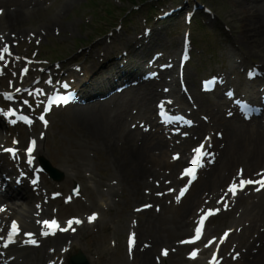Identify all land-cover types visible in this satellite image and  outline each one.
I'll return each instance as SVG.
<instances>
[{
    "label": "bare ground",
    "instance_id": "6f19581e",
    "mask_svg": "<svg viewBox=\"0 0 264 264\" xmlns=\"http://www.w3.org/2000/svg\"><path fill=\"white\" fill-rule=\"evenodd\" d=\"M44 2L45 0H0V37H3L0 39V49L7 45L11 50V46L17 40L36 42L38 40L33 39L38 38L44 28L49 30L52 27L49 22L59 17L55 12L47 18H41L42 24L39 25L38 22L34 28L26 30L23 28L18 33H11L8 30L9 25L21 27L30 16L40 15ZM74 2L75 0H61L59 9L67 10ZM230 3L248 17L251 23L248 24L249 29L253 28L252 31L260 32L259 28H261V32L264 33V0H230ZM183 8L187 10L188 5L182 4L180 10ZM249 29H245L243 33L245 36ZM153 33L154 29L150 25L136 35L127 36L118 33L114 38H104L101 40L104 42L101 50L89 58L91 66L87 65L84 69H67L62 74L67 82L75 83L76 87L73 89L77 94L84 93L74 97V105L67 104L65 109L66 116L75 121L77 131L85 129L91 134L89 135L91 138L88 139L92 142L89 146L81 147V157H86L87 153L95 148L118 156L114 155L113 162L116 168L113 175L106 180V189L101 194L100 205L107 204L108 199L112 200L115 190L127 186L133 192L135 204L129 212H126L129 216H126V223L125 220L122 222V227L123 232L129 233L127 234L129 238L134 236L131 250L128 243L124 251L135 259V264H162L163 261L167 264H185L189 258L201 264H210L213 260L222 264H264V187L259 183H251L246 184L243 189L238 187L235 195L228 192L229 185L237 182L239 178L255 181L263 168L264 98L258 92L253 94L256 84L253 81H251L252 85L249 84V80L254 79L251 78L250 70L237 58L233 60V67L237 66L238 73L245 74L243 82L238 81V86L235 87L227 82L226 88L215 94L212 99L197 94L194 85L187 82L188 73L183 69L179 72L178 61L181 50L178 52V59L175 51L177 45L170 48L168 57L156 53L158 47L154 43ZM241 39L243 40V37ZM242 40L236 41L240 44L239 47L242 46ZM90 52H87L88 55ZM13 54L12 51L11 56ZM105 58H107L105 65L100 66ZM124 63L129 65L122 68ZM163 63L165 64L162 68ZM233 67L231 66V69H234ZM32 70L33 68L30 71ZM261 70V68L253 70V77ZM49 71L55 73L57 69L51 68ZM121 71L122 74H119ZM27 80L28 75H24L20 84L25 85ZM125 84L130 90L121 93L120 87ZM115 88L117 94H113L112 89ZM17 94L31 96L26 90ZM224 94L229 97H225ZM34 97L35 101L39 100L38 96ZM97 97H100L98 102L84 105L85 101L91 98L97 100ZM239 97L247 98L250 104L259 103L256 107L263 108L253 114L255 121L248 122L242 119L243 115L239 110L222 107L226 105L230 108V103L234 107L233 101ZM159 102L162 103L165 111L177 112L176 117L184 116L186 111L191 110L189 115L193 117L194 124L188 125L176 118L168 124L159 120L161 123L159 124L155 118ZM10 103L15 110L24 115L28 113L24 105L14 101ZM2 115L5 117L4 113ZM31 120L36 122L38 119ZM176 128L186 130L188 134L181 138V132L174 130ZM30 129L34 136L38 133L36 140L31 134L28 137L35 142L31 152V162H29L30 155L21 152V142L18 141V144L13 146L17 158L27 160L26 163L19 165L27 171L35 169L34 160L42 157L39 153L43 148L41 145L48 140V133L44 128L37 127L34 123ZM1 134L2 131H0V143L3 141ZM206 134L208 137L202 138ZM80 140L82 141L83 137ZM198 143L204 145V153L208 149L212 150L215 158L201 172L202 175L197 182L188 186L191 177L182 175L184 172L181 174V170L184 162H188L195 153ZM189 153L190 157H188ZM4 157L7 158L0 151V160H3L0 165L1 170H7ZM14 168L10 166L5 176L3 175L4 178L13 176L11 172H15ZM17 169L19 170L18 167ZM2 180L4 181L3 178ZM19 180L22 182L19 195H11V193H8L11 195L9 197L0 195V232L5 218L12 215L17 221L16 228H22L24 237L18 243L3 238L7 252L5 257L0 254V264H55L53 256L59 254L67 243L71 244V230L80 223L74 224L72 228H68L67 223L61 224L60 228L68 230L59 233V229H56L51 234L48 228L40 223L41 215L48 213H46L47 209L42 210L39 186L36 184L32 193H29L25 179ZM6 186L9 189H17L20 184L9 181ZM186 186V191L180 196L179 187L182 190ZM172 187L174 188L170 190ZM29 189L31 187L28 185ZM42 195L44 197L46 192H42ZM177 196H180L179 200ZM144 199H147L152 207L149 211L146 210L148 212L141 220L142 223H137L135 226L130 216L142 210L139 207L143 203L141 200ZM168 200L174 214L171 234H168L164 228L166 220H162L154 209L158 201L164 203ZM210 206H214L213 209L217 210L206 219L202 236L198 239L196 237L186 239L192 226L194 234L200 208ZM81 207L90 210L80 204ZM100 210L97 208V211ZM222 216L230 218L228 224L230 230L225 242L214 243L210 240L213 237L211 236L207 243L202 244L208 236L209 221ZM99 220L100 217L96 216L94 223ZM145 225L146 228L143 230ZM218 227L215 226L213 230ZM182 234L184 235L182 238L186 241L178 240ZM23 239L25 242H22ZM33 239L36 241L35 244L30 242ZM230 239H233V243L228 252L224 253L226 243ZM199 244L201 246L193 252L198 257L187 258L185 256L187 249L191 245ZM217 245L221 246V252L217 249ZM164 250H167L166 255L163 254Z\"/></svg>",
    "mask_w": 264,
    "mask_h": 264
},
{
    "label": "rangeland",
    "instance_id": "374dc122",
    "mask_svg": "<svg viewBox=\"0 0 264 264\" xmlns=\"http://www.w3.org/2000/svg\"><path fill=\"white\" fill-rule=\"evenodd\" d=\"M60 1L45 0L40 15L30 16L29 20L21 27L8 26L11 33H18L23 28L25 30L34 28L38 22L41 25V18H47L54 12L58 13L59 17L49 22L52 27L49 30L44 28L38 38L33 39L38 41L31 43L24 40L20 43L17 40L12 45L20 44L16 49H12L14 51L13 65L10 67L12 71L17 68V63L21 60L24 61V64L20 66L21 71H24L25 67L33 62L43 63L42 69L40 67V70L36 69V75L31 81L36 93L47 87H51V91L60 88L59 81L53 79L45 78V82H39L40 76L43 77L41 71L71 58H77L79 61L63 66L62 72L67 68L75 67V65L79 69H84L87 65L91 66L90 56L98 54L101 50L102 44H104L101 42L103 38H114L118 33L127 36L136 35L150 25L154 29L153 39L158 47L157 53L168 57L170 48L177 45L175 51L178 59V52H180L182 44L188 45L187 63L184 70L188 73L187 82L194 85L197 94H200L199 89L202 82H211V85L215 87L209 94L203 95V97L206 96L210 99L214 98L215 94L221 92L223 88H226L227 82L233 87L238 86V81L243 82L245 74L238 73L237 66L233 67L235 58L249 70L261 68L262 70L255 74L256 76L253 77L254 80L252 81L257 84L256 88L258 85L264 86V33L261 32V28H259L261 33L252 31L253 28L251 27L249 29L248 26L251 23L248 17L243 15L242 10H236L231 5L230 0H75L67 10L59 9ZM182 4L190 6L189 9L187 8L190 14L195 13L189 25L185 24L184 11H180L179 14L174 13L172 17L167 18L171 12L177 11ZM57 10L58 12H56ZM124 10L132 11L128 19H121ZM108 12H111L113 16L110 17ZM106 24H116L117 27L112 28V30L114 29L112 33L110 31L104 37L97 38L104 33L98 35L95 33L102 30ZM244 27L250 30L246 36L243 34L245 32ZM238 40L243 41H241L243 47L238 46L240 45L236 43ZM88 51H91L89 55ZM55 60L60 62L52 63ZM231 66L234 69H231ZM9 69L0 77V92L5 89L4 85L10 87L14 73L18 74V79L21 80V71L19 73L14 71L10 74ZM250 73L252 74V71ZM5 74L9 75L5 76ZM249 84L252 85V82L250 81ZM73 85L76 87L75 83ZM259 91H261L260 88ZM53 107L59 109L53 108L52 115L47 114L45 116L47 124L45 121H40L42 128L48 133V140L41 145L43 148L40 149L39 153L53 167L64 171L65 179L58 184L46 174L41 175L37 171L39 177L42 176L41 188L46 192L60 190L65 195L69 191L71 193L73 187L78 185L80 189L77 194L80 197L70 199V204H65L62 200L60 202L53 201L54 203L48 205V207H53L50 212L55 210L60 218L67 220L69 215L89 214L91 211H97V208L101 209L98 211L100 221L93 226L83 225L84 227H80L76 233L72 234V244L66 245L67 250L58 259V264H67V258L79 249L89 257L92 264H135V259L124 251L126 235L129 233L123 232L122 227V222L125 220L126 223V216H129L126 212H129L135 204L133 192L126 186L124 189L115 190V196L112 200L108 199L107 204H99L101 194L106 189L104 178L106 180L110 178L116 168L113 162L115 154L95 148L88 152L86 157H81V147L89 146L92 142L89 141L91 139H88L91 138L89 136L91 134L85 129L77 131L75 121L66 116V107L58 103L54 104ZM222 107L229 109L226 105ZM233 108L235 111L239 109V106L236 104ZM10 132H12L11 137L13 135L19 136L18 140L21 141L23 148L27 146L30 134L34 140L38 135L35 133L34 136L32 129L21 127L9 130ZM81 137H83L82 141L80 140ZM10 140L11 138L8 136L5 144H9ZM38 160L36 159V165H38ZM262 167H264V163ZM106 194L110 196L109 192ZM142 202L147 204L145 200ZM80 204L90 210L80 208ZM170 207L169 200L164 203L163 201L158 202L155 207L160 218L166 220L164 228L168 234L172 232L174 220V214ZM143 217L144 214L139 215V217L136 214H131L130 219L135 223L138 218ZM229 220L230 218L227 216L212 219L207 228L208 236H213L216 240L219 239L224 230H230L228 228ZM138 222L142 223L140 220ZM215 226L219 227L213 230ZM145 228L146 225L143 230ZM190 232L187 233V236ZM183 236V234L180 235L178 240H181ZM232 243L233 239L227 241L224 253L228 252ZM218 249L221 252V246ZM185 256L189 258L188 250ZM162 264L167 263L163 261ZM185 264L200 263L189 258ZM212 264L222 263L212 261Z\"/></svg>",
    "mask_w": 264,
    "mask_h": 264
},
{
    "label": "snow or ice",
    "instance_id": "6c2138e0",
    "mask_svg": "<svg viewBox=\"0 0 264 264\" xmlns=\"http://www.w3.org/2000/svg\"><path fill=\"white\" fill-rule=\"evenodd\" d=\"M0 39H3V37H0ZM9 52V48L7 45H5L3 47V49H0V60H3L4 59V53H7ZM17 92L20 91V89H16ZM9 98H11V96L9 95ZM66 102V101H65ZM45 111H48V108H45ZM26 119V118H25ZM41 120H44V116L41 115L40 117ZM45 124H47V121H45ZM34 141L32 142V144L34 145ZM203 149H204V145H200L197 149L194 150V152L196 153V155L194 156V158L192 159V161H190V167L188 169L185 170V172L182 174V175H188L191 177V179L189 180V184L191 183V181L193 179H195V170L197 167L201 166L200 165V159H201V156L204 155V152H203ZM5 151H9V152H13L14 153V150L13 149H5ZM27 152L29 153L30 155V160L29 162H31V152H32V147L30 146L28 149H27ZM175 158V157H174ZM33 183H35V181H33ZM251 183H259L262 187H264V177H262L261 180L259 181H252V180H241L239 182V185H237L235 182L231 185H229V188H228V192L232 193V195H235V192H236V189L237 187H243L244 185L246 184H251ZM187 189V186L185 187V189H182L181 192H180V196H182L184 194V192L186 191ZM259 190V189H257ZM180 196H177V200L180 199ZM147 207V205L145 206ZM214 214L212 210H209V212L205 215V216H202L200 218V220L197 222L198 226L196 228V238L198 239L200 234L202 233V226H203V221L207 218V215H212ZM96 218V214H93L92 216H90L88 219L89 221L91 222L92 220H94ZM45 227H48V228H57L59 230H62V231H65V230H68V229H63V228H60L59 226V223L53 219L51 221H43L42 222ZM79 224L81 223V221L79 219H70L69 221H67V225H68V228H71V226L73 224ZM16 222L14 221L13 222V228H16ZM18 230V229H17ZM74 230V229H72ZM43 234H49V233H43ZM28 235H31V234H28ZM227 236V233H225V237ZM9 242H11V233H10V236H9ZM31 243L35 244L36 241L33 239L30 241ZM134 242V236H130L129 238V246H130V250H131V246ZM211 243V241H210ZM164 255L167 254V250H164L163 252ZM193 256L195 255V253L192 254Z\"/></svg>",
    "mask_w": 264,
    "mask_h": 264
},
{
    "label": "water",
    "instance_id": "95a60500",
    "mask_svg": "<svg viewBox=\"0 0 264 264\" xmlns=\"http://www.w3.org/2000/svg\"><path fill=\"white\" fill-rule=\"evenodd\" d=\"M46 167V165H45ZM51 173H53V171L48 167H46ZM70 264H87L86 260L83 256H81V254H78L77 256H75L74 258L71 259Z\"/></svg>",
    "mask_w": 264,
    "mask_h": 264
}]
</instances>
